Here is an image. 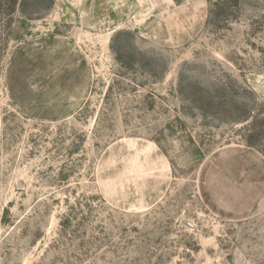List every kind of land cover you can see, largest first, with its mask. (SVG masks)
I'll return each mask as SVG.
<instances>
[{"label": "rangeland", "instance_id": "1", "mask_svg": "<svg viewBox=\"0 0 264 264\" xmlns=\"http://www.w3.org/2000/svg\"><path fill=\"white\" fill-rule=\"evenodd\" d=\"M0 264H264V0H0Z\"/></svg>", "mask_w": 264, "mask_h": 264}, {"label": "trees", "instance_id": "2", "mask_svg": "<svg viewBox=\"0 0 264 264\" xmlns=\"http://www.w3.org/2000/svg\"><path fill=\"white\" fill-rule=\"evenodd\" d=\"M124 33H128V32H119V33L115 36V38H114V42H116V39H117V37H119V35L124 34Z\"/></svg>", "mask_w": 264, "mask_h": 264}]
</instances>
